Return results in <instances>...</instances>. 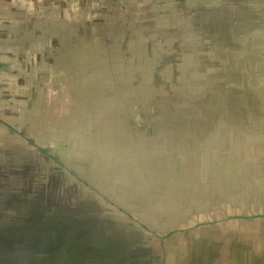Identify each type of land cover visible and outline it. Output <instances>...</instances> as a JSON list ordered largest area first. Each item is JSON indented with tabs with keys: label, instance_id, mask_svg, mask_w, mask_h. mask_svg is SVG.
<instances>
[{
	"label": "crops",
	"instance_id": "0c3cea01",
	"mask_svg": "<svg viewBox=\"0 0 264 264\" xmlns=\"http://www.w3.org/2000/svg\"><path fill=\"white\" fill-rule=\"evenodd\" d=\"M46 1L0 0V175L6 169L12 172L19 168L17 173L24 192L40 185L42 192L50 191L53 196L61 192L64 198L73 190L70 185L73 179L61 170L55 160L58 158L78 169L83 178L97 184L106 196L141 208V215L147 217L139 216L145 220H134L136 223L133 218H122L123 224L132 223L139 230L140 225L150 222L167 226L175 232L170 237V244L165 245L161 264H264V91L258 89L259 76L254 74L263 71L264 58H251L247 71L237 70V66H231L232 70L221 65L211 67L212 72L207 73V81H203L200 88L207 90L204 100L213 103L211 112H208L209 105L204 107L201 104L196 118H188V104L184 119H175V122H181L182 128L188 124L194 127L189 129L193 135L178 129L171 134L174 137L165 136L161 140L160 136L154 135L144 145L141 135L127 136L122 130L120 134H113L117 121L109 116L112 108L119 117L121 111H125L121 114L125 120L119 122L126 127L130 125L126 114L129 106H132L134 120L142 112H155L153 103L142 105L135 82L130 91L134 93L132 96L121 89L122 96L128 95L132 104L126 103L127 100L125 104L109 102L114 97L105 102L99 99L92 102V97L86 99L94 92L104 96V80L113 79L108 76L107 52L105 55L98 52L105 48L109 52L119 51L107 50V41L94 39L91 24L81 26L77 19L69 17L78 14L80 8H87L86 0H65L64 18L46 15ZM125 1L124 6L133 5L131 0ZM253 1L256 5L250 6ZM196 2L198 6L208 7L201 10V16L213 23L217 7L236 8V17H242L238 16V9L245 15L263 6L264 12V0ZM120 9V13H124L125 10ZM252 20L250 18L248 23ZM233 22L231 20L238 31L248 29V24L240 20ZM254 33H259L260 44L259 40L254 42L257 34H253L254 39L250 41V33L245 36H249L247 44L264 47V26ZM216 39L208 43L212 53L213 48L222 44ZM187 40L186 34L183 41ZM228 45L231 48L237 46ZM229 46H226L225 58L237 60V53L230 51ZM209 57L198 61L214 64V59ZM220 63L227 64L222 59ZM189 71L190 75L194 74V68ZM238 74L240 82L237 87L234 78ZM120 78L125 80L126 77ZM240 86H244V91ZM98 87L101 89L93 91ZM208 91L210 94L207 95ZM150 95H147L148 99H151ZM169 107L165 106L160 116L155 115L153 126L156 130L167 126V121L173 122L174 119L165 118V112L171 110ZM221 111L230 116L224 126L227 129L224 134L218 132L211 136V130H205V127L221 129L218 126L220 119L216 117V112ZM233 111L238 114L237 118L232 117ZM159 139L164 145L158 146ZM205 143L207 151L204 150ZM124 147L130 149V156H123ZM176 149L181 151L182 159H172ZM131 156L133 158H129ZM114 159L118 160L113 163ZM103 162L112 164V168L117 165L125 168L114 173L108 169L101 172L98 166ZM31 170L37 176L50 175L45 177L48 178L46 183L51 179L54 183L56 179L57 184L45 186L42 182L38 184L36 180H30ZM99 198L101 207L110 206L106 197ZM192 211H196V215ZM154 215L159 218H152ZM70 219L60 221L72 223Z\"/></svg>",
	"mask_w": 264,
	"mask_h": 264
},
{
	"label": "rangeland",
	"instance_id": "374dc122",
	"mask_svg": "<svg viewBox=\"0 0 264 264\" xmlns=\"http://www.w3.org/2000/svg\"><path fill=\"white\" fill-rule=\"evenodd\" d=\"M124 1L86 0L87 8L82 7L78 14L69 16L77 19L81 26L91 24L94 39L107 41V50L119 49L120 51L109 52L105 48L102 52H98L103 55L107 52L108 76H112L113 79L110 81L109 77L104 80L106 81L102 87L104 96L101 94L99 96L94 92L91 96L87 95L86 99L89 100L92 97V102L98 99L105 102L107 98L114 97L109 102L125 104L127 100L126 103L132 104L133 101L127 99L126 94H131L130 91L134 88L132 83L135 82L138 86L136 93L138 97L141 95L142 105L153 103L155 112H152L153 110L149 113L142 112L141 116H135L134 120L132 106H129L126 114L130 125L124 127V123L121 125L119 121L125 120L121 115L125 114V111H121L119 117L117 111L112 108L109 116L117 121V126H113V134L123 132L127 136L141 135L144 145V142L149 141L154 135L160 136L161 140H164L165 136L174 137L171 134L178 132V129L187 130V134L192 136L189 129H194V127L188 124V127L184 129L179 124L181 122H175V119H184L183 117L187 115L184 109L188 104V118H196L201 104L204 107L209 105L208 112H211L213 103L204 100L207 90L200 89L204 84L203 81H207V73L212 72L211 67L221 65L223 68L227 66L232 70L231 66H237V70L247 71L251 58L261 56L264 58V47H253L247 44L253 41V34H257L254 33L255 30L263 29V6H258L259 10L248 11L245 15L238 9V16L242 15V17L234 16L236 8L232 6L217 7L216 20L213 23L202 18L201 10L208 9V7L198 6L196 0H139V2L131 0L133 5H128L129 7L122 4ZM64 2L65 0H47L45 3L47 6L44 8L45 14L59 15L64 18ZM255 2L249 5L254 6ZM121 7L125 10L122 14L120 13ZM230 15L233 18L227 21ZM250 18L253 20L248 23ZM231 20L232 22L240 20L243 24H248V29L238 31L237 28L235 29V24L232 25L234 22L231 23ZM252 22L257 24H251ZM249 33L250 41L249 36L245 38ZM186 34L188 40L183 41ZM209 36L212 39L217 38L216 40L222 43L213 48L215 54L212 53V47L208 45L212 40ZM259 36L258 33L254 42L260 39ZM198 40V43H194ZM260 42L261 40L258 41V45ZM228 44L237 46L231 48ZM226 46H229L230 51L237 53V60L225 58L226 51H228ZM97 49L100 48L97 47ZM209 55V59H214V64L198 61L199 58L206 60ZM221 59L227 64L220 63ZM95 68L96 66L93 65V69ZM189 68H194V74L190 75ZM201 70L203 73H200ZM122 72L124 74H121ZM254 74L259 76L257 78L259 80L258 89L263 92L264 69ZM121 76H125V80L121 79ZM234 82H237L235 86L238 87L239 74L236 79L234 78ZM240 88L244 91V86ZM100 89L101 87L93 88V91ZM121 89H125L124 97ZM209 91L207 95L210 94ZM118 92L121 93L118 94ZM200 92H203V95H199ZM148 94H151V99L147 98ZM169 105L171 110L165 112V118L174 119L173 122L167 121V126L156 130L153 126V119L157 118L155 115H159L160 111ZM233 116L238 117V114L234 112ZM216 117L220 119V124L216 125L221 129L217 126L205 127V130H211L209 132L211 136L217 135L218 132H220L218 134H224L227 129L224 126L230 119V116L223 111L216 112ZM262 120L263 118H260V121ZM178 134L175 135L178 136ZM160 139L158 146L164 145L160 143ZM128 144L131 145L132 141L129 140ZM124 149L126 151L123 156H130V149L127 150L125 147ZM204 150H208L206 143ZM178 158L182 159L181 151L176 149L172 154V159L177 160ZM55 160L60 164L61 170L67 172L73 179V183L70 184L73 190L69 191L64 198L61 192H58L59 195L56 196H53L50 191L42 192L40 185L37 186L38 189L35 187L33 190L24 192V187L19 181V173H17L19 168L12 172L6 169V172L0 175V264H161L160 259L166 251L165 245L170 244V237L175 233L171 228L149 222L147 225H140V229L137 230V226L132 223L123 224L122 218H133V221L140 222L147 217L141 215V208L120 203L106 196L100 192L97 184L83 178L78 173V169L70 167L58 158ZM117 160L114 159L112 162ZM108 163L111 162L108 161ZM108 163L103 162L98 169L101 172H106L108 169V172L114 173L125 168L120 165L112 168L113 165ZM31 173L29 179L36 180L38 184L40 182L45 186L57 184L56 179L54 183L52 179L46 183L48 178L45 177L50 175L37 176L33 170ZM63 176L68 178L67 175ZM78 178L86 183L83 184ZM99 196L106 197L110 206L101 207ZM192 213L196 215V211ZM139 216L144 218H139ZM63 218H72L70 219L72 223L60 221ZM152 218L159 217L154 215ZM174 243L175 241L172 242Z\"/></svg>",
	"mask_w": 264,
	"mask_h": 264
}]
</instances>
